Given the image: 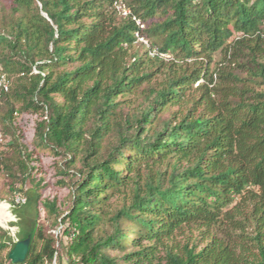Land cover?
I'll list each match as a JSON object with an SVG mask.
<instances>
[{
  "label": "trees",
  "instance_id": "16d2710c",
  "mask_svg": "<svg viewBox=\"0 0 264 264\" xmlns=\"http://www.w3.org/2000/svg\"><path fill=\"white\" fill-rule=\"evenodd\" d=\"M4 1L3 144L34 179L13 126L36 114L73 188L62 216L44 201L62 230L33 221L21 264H63V247L69 264H264V0H123L126 16L118 0ZM11 240L0 227V264Z\"/></svg>",
  "mask_w": 264,
  "mask_h": 264
},
{
  "label": "rangeland",
  "instance_id": "374dc122",
  "mask_svg": "<svg viewBox=\"0 0 264 264\" xmlns=\"http://www.w3.org/2000/svg\"><path fill=\"white\" fill-rule=\"evenodd\" d=\"M11 6L8 1L0 0V21H7L12 19ZM0 29L2 27L0 26ZM222 56L216 54V61H220ZM241 77H249L248 81L253 83L254 77L247 72H241ZM169 112L164 116H168ZM38 116L34 113H25L22 116H18L14 123L13 129L20 137V143L25 147L28 153L32 154V161L29 162L31 167H35L31 172L34 179H30L25 183L22 182L19 172V160L21 159L19 152L16 149L9 148L0 143V150L6 152V158L9 159L8 163L13 167L12 172L18 173V176L13 178L10 176V172L5 170L0 172V220L2 225L5 226V230L9 231V237L11 241L16 243L18 240L25 238L26 234L31 230L33 221L39 223L47 231H61L62 226L56 228V221L60 222L61 217L58 214L48 215V210L44 206V201H54L56 203V209L58 213H66L69 207L73 203L72 191L73 188L70 183L72 177L70 174H61L60 169L64 167V159L55 156L53 151L49 148H43L36 146L35 143V131L38 122ZM12 129V130H13ZM0 132L5 137V128L0 120ZM7 133V132H6ZM12 136V133H9ZM7 138V137H6ZM9 140V138H7ZM21 146V147H22ZM21 149V148H20ZM73 172L74 169H71ZM64 182V183H63ZM24 190H37V193L41 195L40 201L34 203H28V196ZM21 193L26 198V203L17 204L15 201V195ZM35 195V194H34ZM111 205L116 208L121 205V199L118 196H114L111 200ZM59 217V218H58ZM56 228V229H55ZM195 236H199V231L195 232ZM184 236H179L178 241L184 240ZM62 242L67 243L68 238L63 236ZM64 248V247H63ZM63 248L61 249L63 255V264H69L68 257L64 255ZM53 264H57L55 260Z\"/></svg>",
  "mask_w": 264,
  "mask_h": 264
},
{
  "label": "built area",
  "instance_id": "2783aa9c",
  "mask_svg": "<svg viewBox=\"0 0 264 264\" xmlns=\"http://www.w3.org/2000/svg\"><path fill=\"white\" fill-rule=\"evenodd\" d=\"M117 7L120 10V12L122 13V15H124V16H126L130 13L129 10L127 9L125 3L123 2V0L117 1ZM133 19L137 22L138 25H140L141 27H144L142 22L139 19H137L135 16L133 17ZM140 40L143 41L147 46H150V43L147 39L140 37ZM150 53H151V56L158 55V51L156 49L151 48ZM9 90H10V81L7 78V76L5 74L1 73V71H0V104L3 100L4 95ZM4 142H5V137L0 132V143L3 144ZM0 166H1V162H0ZM15 201L17 204H24V203H26V198L21 193H18L15 195Z\"/></svg>",
  "mask_w": 264,
  "mask_h": 264
},
{
  "label": "water",
  "instance_id": "95a60500",
  "mask_svg": "<svg viewBox=\"0 0 264 264\" xmlns=\"http://www.w3.org/2000/svg\"><path fill=\"white\" fill-rule=\"evenodd\" d=\"M5 229L4 226H0ZM32 237L29 235L27 238L18 240L14 248L10 251L9 258L13 264L24 263L30 250Z\"/></svg>",
  "mask_w": 264,
  "mask_h": 264
},
{
  "label": "bare ground",
  "instance_id": "6f19581e",
  "mask_svg": "<svg viewBox=\"0 0 264 264\" xmlns=\"http://www.w3.org/2000/svg\"><path fill=\"white\" fill-rule=\"evenodd\" d=\"M1 223H2V220H0V226H3ZM4 227H5V226H4Z\"/></svg>",
  "mask_w": 264,
  "mask_h": 264
}]
</instances>
